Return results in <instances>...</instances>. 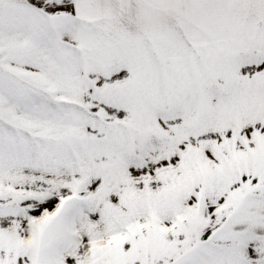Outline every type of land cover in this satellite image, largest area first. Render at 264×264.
Returning a JSON list of instances; mask_svg holds the SVG:
<instances>
[{"label":"snow or ice","instance_id":"obj_1","mask_svg":"<svg viewBox=\"0 0 264 264\" xmlns=\"http://www.w3.org/2000/svg\"><path fill=\"white\" fill-rule=\"evenodd\" d=\"M0 264H264V0H0Z\"/></svg>","mask_w":264,"mask_h":264}]
</instances>
